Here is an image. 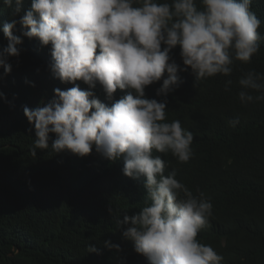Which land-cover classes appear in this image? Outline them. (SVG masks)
Returning <instances> with one entry per match:
<instances>
[{
    "label": "clouds",
    "instance_id": "1",
    "mask_svg": "<svg viewBox=\"0 0 264 264\" xmlns=\"http://www.w3.org/2000/svg\"><path fill=\"white\" fill-rule=\"evenodd\" d=\"M3 2L13 16L22 10L23 0ZM199 3L202 7L197 0H31L19 21L3 25L8 41L0 50L4 76L12 72L9 58L21 54L18 45L23 39L14 34L19 23L26 29L23 36L38 39L41 46L51 45L49 67L54 77L75 85L54 89L47 104L24 106L35 129L31 155L50 147L57 154L80 157L95 150L111 161L123 159L124 175L146 178L150 203L135 215H124L122 220L116 215L115 220L124 228L123 238L134 243L135 252L148 264H221L223 260L197 240L212 215L210 200L203 192L194 195L177 180L175 171L165 175L166 163L153 151L189 161L194 135L180 120L167 122V96L182 83L180 72L189 68L199 81L217 74L230 76L235 61L250 63L260 51L261 21L251 11V0ZM177 46L184 67L171 55ZM162 78L156 95L165 99L148 98L146 88ZM76 81H83L88 90ZM238 83L242 103L264 100V74L249 71ZM231 84L228 80L226 89ZM97 85L110 101L117 89L127 93L109 105L95 97L92 89ZM238 123V118L229 121L232 127ZM50 134L55 135L51 145ZM104 243L110 249L120 247ZM89 252L98 249L90 244Z\"/></svg>",
    "mask_w": 264,
    "mask_h": 264
},
{
    "label": "trees",
    "instance_id": "2",
    "mask_svg": "<svg viewBox=\"0 0 264 264\" xmlns=\"http://www.w3.org/2000/svg\"><path fill=\"white\" fill-rule=\"evenodd\" d=\"M197 6L202 7L199 0ZM30 7L31 0H23L13 16L0 0V50L8 44L3 25L19 21ZM251 11L261 21L260 51L251 62L235 61L230 76L199 81L189 68L180 72L182 83L166 98L167 122L180 120L194 135L189 161L153 151L165 161V175L175 171L194 195L203 192L210 200L212 215L197 240L223 256L221 264H264V100L244 104L238 95L245 73L264 74V0H251ZM25 30L17 23L14 34L23 43L20 56L9 58L12 72L4 76L0 68V264H148L115 220L150 203L146 178L124 175L123 159L111 161L95 150L80 157L50 147L31 155L35 129L24 106L47 104L54 89L75 85L54 77L51 45L23 36ZM171 55L184 67L179 46ZM228 80L232 84L226 89ZM162 82L146 88L148 98L165 99L156 95ZM76 84L89 88L83 81ZM92 91L109 105L127 93L117 89L110 101L100 85ZM237 118L232 127L229 121ZM54 139L50 134L49 145ZM105 241L120 247L110 249ZM90 244L98 252H89Z\"/></svg>",
    "mask_w": 264,
    "mask_h": 264
}]
</instances>
